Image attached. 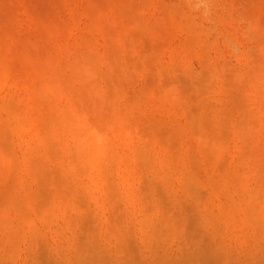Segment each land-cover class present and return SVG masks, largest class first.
Masks as SVG:
<instances>
[{"label": "rangeland", "instance_id": "374dc122", "mask_svg": "<svg viewBox=\"0 0 264 264\" xmlns=\"http://www.w3.org/2000/svg\"><path fill=\"white\" fill-rule=\"evenodd\" d=\"M0 264H264V0H0Z\"/></svg>", "mask_w": 264, "mask_h": 264}]
</instances>
